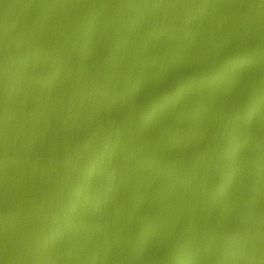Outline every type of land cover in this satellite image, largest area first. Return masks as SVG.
<instances>
[{"label": "water", "instance_id": "1", "mask_svg": "<svg viewBox=\"0 0 264 264\" xmlns=\"http://www.w3.org/2000/svg\"><path fill=\"white\" fill-rule=\"evenodd\" d=\"M0 264H264V0H0Z\"/></svg>", "mask_w": 264, "mask_h": 264}]
</instances>
